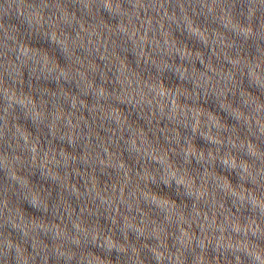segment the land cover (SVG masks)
I'll use <instances>...</instances> for the list:
<instances>
[{
    "label": "clouds",
    "instance_id": "9594fccd",
    "mask_svg": "<svg viewBox=\"0 0 264 264\" xmlns=\"http://www.w3.org/2000/svg\"><path fill=\"white\" fill-rule=\"evenodd\" d=\"M0 264H264V0H0Z\"/></svg>",
    "mask_w": 264,
    "mask_h": 264
}]
</instances>
